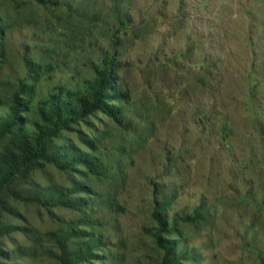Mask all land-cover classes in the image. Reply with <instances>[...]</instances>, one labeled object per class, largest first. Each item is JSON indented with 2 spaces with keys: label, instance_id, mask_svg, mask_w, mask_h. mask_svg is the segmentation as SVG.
<instances>
[{
  "label": "rangeland",
  "instance_id": "374dc122",
  "mask_svg": "<svg viewBox=\"0 0 264 264\" xmlns=\"http://www.w3.org/2000/svg\"><path fill=\"white\" fill-rule=\"evenodd\" d=\"M105 62L114 115L0 188V264H164L158 217L183 264H264V0H0L1 120L23 85L45 126Z\"/></svg>",
  "mask_w": 264,
  "mask_h": 264
},
{
  "label": "trees",
  "instance_id": "16d2710c",
  "mask_svg": "<svg viewBox=\"0 0 264 264\" xmlns=\"http://www.w3.org/2000/svg\"><path fill=\"white\" fill-rule=\"evenodd\" d=\"M109 62L104 63V68L98 73L95 81L91 83L89 96L80 94H51L48 98L49 112L45 114V126L37 125L35 130H28L27 123L23 122L24 98L28 94L23 85L15 92L13 102L6 119H0V141L12 137V141L0 152V188L9 184L19 173L30 169L45 157H48V143L57 137L70 125L84 121L96 112L102 111L114 115L106 104L111 97L116 78ZM159 228L156 234L158 244L164 249V264H183V256L174 247L175 242H164L160 237L166 227L162 217H158ZM69 233H72L70 231ZM170 234H180L175 228H170ZM66 239V238H65ZM94 244H87L82 250L65 258L66 264H82L91 259Z\"/></svg>",
  "mask_w": 264,
  "mask_h": 264
}]
</instances>
